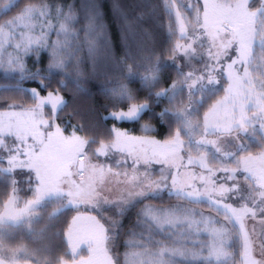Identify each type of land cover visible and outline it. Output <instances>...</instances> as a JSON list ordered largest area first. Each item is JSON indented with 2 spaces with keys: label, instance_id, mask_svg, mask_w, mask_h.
I'll list each match as a JSON object with an SVG mask.
<instances>
[{
  "label": "snow or ice",
  "instance_id": "obj_1",
  "mask_svg": "<svg viewBox=\"0 0 264 264\" xmlns=\"http://www.w3.org/2000/svg\"><path fill=\"white\" fill-rule=\"evenodd\" d=\"M109 6L114 17L127 20L120 0H110ZM13 8L16 14L0 23V70L18 73L19 79L14 86L0 88L21 92L32 104L25 107L13 102L0 111V176L27 170L28 188H19L16 179H5L10 192L0 211V233L17 224L31 229L35 209L45 201L58 202L52 218L69 209L77 215L61 236V241L67 240L63 256L55 254V244L35 249L10 247L0 235V264H121L115 249L125 215L136 204L165 192L178 203L168 208L144 205L135 226L146 225L147 235L130 233L140 240L126 241V247L140 251L125 252L124 264H264V0H161L168 33L177 37L170 60L175 64L183 58L177 66L178 79L153 92L161 82L162 62L159 57L154 62L151 51L141 49L147 54L135 66L150 72L140 77L147 99L138 102L137 91L119 81L109 88L107 84L113 83L109 80L104 92L110 107L117 110L101 119L135 123L164 98L173 109L153 115L162 122L174 118L176 128L169 126L167 138L160 141L113 127L109 129L112 138L101 140L94 151L89 146L96 143L95 137L77 135L82 125L66 136V129L56 123L66 106L60 94L66 80L57 81L47 95L41 92L51 88L54 74L67 77L64 70L77 51L86 48L93 73L100 42L111 52L103 0H82L79 9L74 0L54 8L47 0L22 7L19 0L0 3V13ZM143 16L141 13L137 19ZM53 33L55 40L51 39ZM7 47L13 52L7 53L5 61ZM49 49L46 68L32 71L27 67L28 56L35 52L39 63L41 52ZM131 56L129 49L120 60H114L117 68ZM83 62V57L76 60L78 75ZM184 66L190 70L184 72ZM22 81L37 87L25 89ZM225 82L223 96L209 105L201 121L199 109ZM142 128L153 130L148 125ZM117 155L114 165L100 159ZM154 165L159 166L158 176ZM121 167L123 171H119ZM110 177L117 178L115 188L108 187ZM22 191L31 192L32 198L24 200ZM179 202L206 204L211 212L205 215ZM81 207L96 214L85 216ZM109 210L112 214L105 215ZM46 230L47 225L41 229ZM202 232L207 239L199 238ZM157 235L161 238L156 239ZM84 248L86 256L81 255Z\"/></svg>",
  "mask_w": 264,
  "mask_h": 264
},
{
  "label": "trees",
  "instance_id": "obj_2",
  "mask_svg": "<svg viewBox=\"0 0 264 264\" xmlns=\"http://www.w3.org/2000/svg\"><path fill=\"white\" fill-rule=\"evenodd\" d=\"M68 1H70L71 3L73 2V0H47V2L53 8L56 5H60V4L66 6L68 4ZM81 1L82 0H74L77 9L80 8ZM29 2L33 4H39L41 3V0H19V7H22L23 5ZM155 2H157L156 16L158 18L162 16L161 18L165 23L166 17L162 13L161 0H155ZM103 4H104L103 12L107 11L108 13V14L105 13V16L107 18L104 17V20L106 27L108 29V41L109 43H111V37H114L115 40H118L119 35H121V29L119 28L118 20L114 17L113 13L111 12L109 6L110 0H103ZM65 10L67 9L65 8ZM16 11L17 9L13 8V10L10 12L0 13V23L12 18V16L16 14ZM129 16L130 14H127L126 22L127 25L129 24V29L131 30L133 25L136 24V22L133 20V18L135 19V17H133L132 15L130 17ZM76 27H80V25L77 24ZM110 27L111 28L113 27L112 31L110 30ZM81 33L83 34V32ZM162 34H163V41H162L163 44L161 47V55H160L161 57L160 61L162 63L160 66V70L163 71L162 76L163 78L166 79L165 81L170 82L172 80L173 75L177 72L176 67L178 66V64L176 63L173 64L170 60L172 53L171 50H169V46H168L169 35L166 32H162ZM132 36L136 39L137 35L132 34ZM80 37L83 38V36ZM100 43L103 44L101 47H103L102 49L105 50L103 41H101ZM128 48H130L132 56L130 59H127V62L131 66L132 63L136 62V60L134 59L136 58L138 52L137 44L135 47L132 45L131 47H126L127 52L129 51ZM45 52L44 51L42 52L39 63H36V60L35 58L34 59L32 58V55L28 56L26 58L28 62V64H26L27 67L32 71H35L36 68H41V69L46 68L47 66H45V63L43 62L45 59ZM102 52H103L102 54L105 53V51ZM112 52H113V58H115V60L116 59L119 60L121 59V57H123L120 46L119 49H117V51L111 49V52L108 53L112 54ZM83 54L84 56L81 55V57H83L84 60L83 63H85L86 60V64L89 65L90 60L86 58L88 57L86 48ZM71 59L72 61H74V56ZM112 59L110 61H112ZM100 61H102V59L98 57V62ZM132 66H133L132 69L135 68L134 71L137 72L138 76L137 74H134L133 76L129 75L125 83L129 84L133 88V90L137 91L139 97H145L144 90L139 78V73H138L139 67L137 66L134 67V65ZM71 67L72 64L70 68ZM126 73L128 72L126 71ZM18 79H19V74L5 73V72L0 73V85L14 86L17 83ZM61 79L66 80V87L61 89V91L65 94L66 106H64L62 110L59 111L58 119L65 121L68 125H75L76 127L82 125L83 130H81V132L83 133V135L85 137H95L96 139V143L92 144V146H94L103 139L106 138L110 139L111 136L109 135V129L113 128L114 124L121 126L125 129L133 128V130H139V126L142 122H149L154 127L152 133L159 138H164L167 136L169 132L170 123L174 121V118L168 117L164 122H162L158 116H154L153 115L154 113L161 112V104L154 103L152 105V110L146 112L143 115V117L135 123H117L116 121L113 120H107L105 122L104 120L101 119V117L107 115L108 111L106 110L104 105L109 101V99L104 94V92L101 91V87L93 86L92 88L88 89L85 85H83V83L80 82L79 79H77L70 73H68L67 77L63 76V74L57 73L54 74L52 77L51 88L43 91L42 93H45L46 91L56 88L57 87L56 82ZM20 83H21V87L25 89H30L31 87H37V85L34 82H30V81H22ZM211 98L213 99L214 96H212ZM209 100L203 105V107H201V109L206 108L208 107V105H210ZM13 102L23 103L25 107L32 103L31 99L24 96V94L21 92L13 91L11 90V88H0V109H6L7 104ZM15 174L16 175H14V177L16 178L28 176L27 170H24L23 172L17 171ZM12 177L13 176L5 178L3 176H0V193H2V195H0V204H2L4 200H6L7 194L8 192H10V186H6L5 179L11 180ZM176 202L178 201L175 200V198L172 197L170 198L168 195H163V196L160 195L158 198L144 200L141 203L136 204L133 208H131L127 212V214L123 219V225L122 228L120 229V234L118 240L116 241V249H115V251L120 254L121 264H124V254L125 252H128L126 251L127 247L125 242L129 237L130 231H132L134 229V226L136 225V221L138 220L137 213L142 209L143 205L151 204L156 206L157 208H163V207L167 208V206H170L171 204H176ZM189 206L193 207L194 205H189ZM55 207L56 204H53L51 201H48L46 204H44L42 213L38 215V217L31 223L32 224L31 229H29L27 226H22V225L16 227H9L4 237L5 242L14 243V244L20 242H26L31 249L40 248L44 244H49V245L55 244L58 246L55 254L58 256H63L62 249L67 247V243L65 239L61 241V236H63V233L67 229L68 224L70 223L73 215L77 211L74 209L64 210L62 215L58 214L56 218H52L51 213L53 212ZM45 225H47V230L42 232L41 229L44 228ZM54 233H58L59 235H53ZM200 235H202V233ZM158 238L160 239V236H158ZM198 246L199 245H197V247ZM41 255H43V253H41Z\"/></svg>",
  "mask_w": 264,
  "mask_h": 264
},
{
  "label": "rangeland",
  "instance_id": "obj_3",
  "mask_svg": "<svg viewBox=\"0 0 264 264\" xmlns=\"http://www.w3.org/2000/svg\"><path fill=\"white\" fill-rule=\"evenodd\" d=\"M120 1H121V4H122L125 12L127 14H130V16L132 15L133 17H135V19L133 18V20L136 22V24L133 25V27H132L133 30L132 29L130 30L129 29V24L127 25V22H126L127 20L125 21L123 19H117L115 17L118 20L119 28L121 29V35H119L118 40H115L114 37H111V43H109L111 49H114L115 51H117V49H119V46H120L121 51H122V55L124 56V54L127 52L126 47H131V45L135 47L136 44H137L138 52H137L136 58L134 59V60H136V62L132 63V65H134V67H135L136 64H140V62H141L140 61V57L142 55L147 54V51L142 52L141 49L150 50L151 53H152V59H153L154 62L156 61L157 57H159V59H161V57H160V55H161V47H162V44H163L162 43V41H163V34H162V32H166L169 35V44H168L169 50H171L172 46L175 44L177 37L174 36V35H170L168 33V29H167V19H166V22L164 23L163 22V19L161 18L162 16H160V18H158L156 16V13H157V11H156L157 2H155V0H120ZM0 3H3V0H0ZM69 3H71V2L68 1V4ZM201 3H202V0H201ZM105 13L108 14L107 11H104L103 12L104 17L107 18L105 16ZM141 13H144L143 18L142 19H137V17ZM158 16H159V13H158ZM158 19H159V21H158ZM173 27L175 28V24H173ZM116 28H117V26H116ZM110 30L112 31L113 30V27L112 28L110 27ZM38 31H39V29H37V32ZM132 34L133 35H135V34L137 35L136 36V39L132 36ZM80 36H83V34L80 33ZM51 37H52V40H55L57 38L54 33L52 34ZM81 39H82V37H81ZM13 43H14V41H13ZM102 45L103 44L100 43V52L97 55V68H96L95 73H93L92 61L88 57H86V58H88L90 60L89 61L90 64L89 65L86 64V60H85V63L80 64V70H81V72H80L79 75L77 74V72L75 70V64H76V61L75 60H77L78 58H80L81 55L84 56L83 53L85 52V49L83 51H77V53H75V55H74V61H72L73 63L71 62L64 71L67 72V73H70L71 75H73L74 77H76L77 79H79L80 82L83 83V85H85L88 89L92 88L93 86H98V87H101V91L104 92V85L109 80H112L113 81V83H108L107 84V87H109V88L115 86L116 81H119L121 83L126 84L128 88L133 89L129 84L125 83V81L128 79V76H129L128 75L127 76V79H125V75L127 74L126 71L128 72V68L130 66L129 63L127 62V60H124L123 63H122V65H120L119 66V69H118L117 68V65L114 63L115 58H114V60L112 59L113 58V52H112V54L106 52L105 50L102 49L103 48V47H101ZM128 49H130V48H128ZM50 51H51V49H49L48 51H46L47 53L44 51L45 52V59H44L43 62L45 63V66H47L48 63L50 62V55H49ZM102 51H105V53H104L105 55L102 54L103 53ZM10 52H13V49L11 47H7L6 52L4 54L5 61L7 60V53H10ZM41 54H42V52H41ZM41 54H40L39 60L41 58ZM98 57L101 58L102 61L98 62ZM32 58L33 59L35 58V60H36V54H35V52H33ZM111 59H112V61H110ZM25 63L28 64V62H27L26 59H25ZM175 63L178 64V65H181L183 63V58H178ZM193 63H194V65L196 67H199L200 66V64L197 63L196 61H193ZM71 64H72V67L70 68ZM134 70H135V68L132 69L131 76H133L134 74H137V72H135ZM189 70L190 69H189L188 66H184L183 67V71L184 72H187ZM3 72H5V71L4 70H0V73H3ZM5 73H13V72H5ZM138 73H139V78L141 76H143V75L150 74V72H147L146 71V68L143 67V66H139ZM162 73H163V71L162 70H159V76H160L161 82L154 89H152L153 92L159 91L160 88H162V87L169 86L174 80L178 79L177 72H176L173 75L172 80L170 82H167V81H165L166 79L163 78ZM16 74H18V73H16ZM137 76H138V74H137ZM140 81H141V79H140ZM141 84H142V82H141ZM224 86H226V82L223 85L220 86V90L217 92L216 95H214V98L213 99L210 98L209 104L213 103L215 100H217L218 98H220L221 96H223V94H224L223 93V87ZM31 88H34V87H31ZM143 90H144L145 97H140V100L138 102H143L145 99H147V96H148L147 88L143 87ZM47 92L48 91H46L45 93H42L41 92V95H47ZM60 94L62 95V97L64 98V100H66L65 94L62 91H60ZM104 94H105V92H104ZM177 99L179 100L180 97H178ZM183 99H184V102L186 103L187 96L185 95L183 97ZM110 103L111 102L108 101L104 105L105 108H106V110L108 112L117 110V109H113L112 107H110ZM159 103L161 104V111L163 109H165V108H169L170 110L173 109V105H170L169 102L167 101V99L161 98L160 101H159ZM30 105H28V106H30ZM106 105H108V107H106ZM28 106H26V107H28ZM176 106H180V105L177 104ZM208 107H209V105H208ZM208 107L203 108V109H201V108L199 109V117H200L201 121L203 119V114H204V112H206L208 110ZM3 110H5V109H0V111H3ZM45 111L50 114L51 109L49 107H46L45 108ZM108 112H107V114H108ZM56 123L59 124V125H61L62 128H65L66 129L64 131V135H66V136L71 135L72 132L76 128L75 125H68L65 121H62V120H59V119L56 120ZM143 125H148V126H150L154 130V127L149 122H142L140 124V126H139V130H133V128L125 129V128H123L121 126H118V125H115V124L113 125V127H116L118 129H120L121 131H125L129 135H131V136H136V137L149 136V137L155 138V139L160 140V141H163L164 139H166L167 136H168V134H169V132H168V134H167L166 137L159 138V137L155 136L152 133V131H150V132L144 131V129L142 128ZM170 127H171L172 130H175V128H176V121H175V119H174V121H172V123H170ZM77 135L82 136V137H85L81 131H78L77 132ZM197 138H199V137H197ZM110 139L109 138H106V139H103V140L108 141ZM99 142L97 144H95L94 146H92V144H91L89 146L90 151H94L96 148H98L99 147ZM253 151H257V149H253ZM100 159L102 161H104L105 163H111V164L114 165L115 160L116 159H119V156L117 155V156L113 157L111 160H105L104 157H101ZM95 162L96 161L93 160V163H95ZM130 163L131 162L129 161V165H130ZM154 169H155V176H158V174H159V166L158 165H154ZM114 170H116V169L114 168ZM123 170H124L123 167H121L119 169V171H123ZM141 171H143V168H141ZM155 176H154V178H155ZM12 179H16L19 182V184H18V187L19 188H21V189H27L28 188V184L26 183V181L28 180V176L20 177V178H16V177L13 176ZM120 179H122V177ZM116 180H117L116 177H110L109 178L110 183H109L108 187L115 188V186H116ZM32 195L33 194L31 192H27V191H22L21 192V196H22V198L24 200H27V199L32 198ZM160 195L163 196V195H168V194L165 192V193H161ZM112 198H115V196H113ZM172 198H175V200H177V198L174 197V196ZM3 202H2V204H0V211H3ZM47 202L48 201L42 202L41 205L37 206V208L35 209L36 215H34L31 218V223L38 217V215H40L42 213V211H43V205L46 204ZM52 203L53 204H56V207L58 206V202H52ZM177 203L178 202H176V204ZM179 203H182L183 206H185V207H190L186 202H179ZM171 205H175V204H171ZM191 205H194L192 208H196L198 211H203L205 213V215H208L211 212V210L207 207L206 204H191ZM143 207H144V205H143ZM168 207L169 206H167V208ZM163 208H166V207H163ZM79 211H80L81 214H83L85 216H87V215H95L96 214L95 212H89L84 207H81ZM104 214L105 215H111L112 213H111V210H109L108 212H105ZM212 214L214 215V213H212ZM76 215H77V212L73 215V217L76 216ZM84 223L86 224L87 222L85 221ZM19 225L20 224L12 225L10 227H16V226H19ZM22 226H25V225H22ZM248 227H249V229L252 228V222L251 221L249 222ZM145 228H146V225H145V227H137V226H134V229L132 231H135L137 233L144 232V234L147 235V232L145 231ZM66 230H65V232H66ZM6 231L7 230H4L2 233H0V235H2L3 238L5 237V235L7 233ZM132 231H130V233ZM130 233H129V237H128L127 241H129L131 239L140 240V237L139 236L132 237L130 235ZM202 234H203V232H202ZM158 236L159 235L156 236V239H159ZM205 238L207 239V234L206 233H205ZM64 239H65V241L67 243L66 237ZM5 243L7 245H9L10 247H18L20 245H27L26 242H20V243H17V244L16 243L15 244L14 243H7V242H5ZM256 243L258 245L259 238L256 239ZM188 246L191 247L192 245L189 244ZM28 248L31 249L30 246H28ZM126 251H128V252H130V251H140V249L133 248L131 246H127ZM81 255L82 256H86L87 255L86 248H84V250L81 252ZM20 258H21V261L25 258L23 253L20 254ZM34 259L35 258L33 257V260ZM66 259H69L70 260L71 257L68 256V257H66Z\"/></svg>",
  "mask_w": 264,
  "mask_h": 264
},
{
  "label": "crops",
  "instance_id": "obj_4",
  "mask_svg": "<svg viewBox=\"0 0 264 264\" xmlns=\"http://www.w3.org/2000/svg\"><path fill=\"white\" fill-rule=\"evenodd\" d=\"M200 239H206L205 238V233H203L202 235H200V237H199ZM199 247V246H198Z\"/></svg>",
  "mask_w": 264,
  "mask_h": 264
}]
</instances>
